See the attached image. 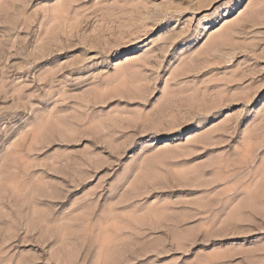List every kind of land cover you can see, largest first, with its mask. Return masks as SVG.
Wrapping results in <instances>:
<instances>
[{
  "label": "rangeland",
  "instance_id": "rangeland-1",
  "mask_svg": "<svg viewBox=\"0 0 264 264\" xmlns=\"http://www.w3.org/2000/svg\"><path fill=\"white\" fill-rule=\"evenodd\" d=\"M235 1L0 0V264H264V0Z\"/></svg>",
  "mask_w": 264,
  "mask_h": 264
},
{
  "label": "bare ground",
  "instance_id": "bare-ground-1",
  "mask_svg": "<svg viewBox=\"0 0 264 264\" xmlns=\"http://www.w3.org/2000/svg\"><path fill=\"white\" fill-rule=\"evenodd\" d=\"M237 1H238V0H236L234 3H236ZM244 1H245V0H242V1L239 0L238 3L234 4V5H235L234 7H236V6H241V5L244 3ZM198 26H200V25H198ZM121 50H122L123 52H126L128 49H127V48H124V49H121ZM262 93H263V92H262ZM262 93H261V94H262Z\"/></svg>",
  "mask_w": 264,
  "mask_h": 264
},
{
  "label": "snow or ice",
  "instance_id": "snow-or-ice-1",
  "mask_svg": "<svg viewBox=\"0 0 264 264\" xmlns=\"http://www.w3.org/2000/svg\"><path fill=\"white\" fill-rule=\"evenodd\" d=\"M219 3H223V0H218ZM262 88H264V85H262Z\"/></svg>",
  "mask_w": 264,
  "mask_h": 264
}]
</instances>
